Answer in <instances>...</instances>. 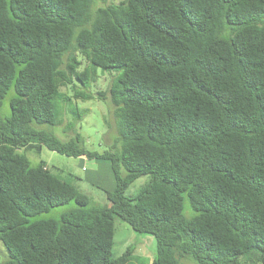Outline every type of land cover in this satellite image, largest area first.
I'll return each instance as SVG.
<instances>
[{"label":"trees","instance_id":"16d2710c","mask_svg":"<svg viewBox=\"0 0 264 264\" xmlns=\"http://www.w3.org/2000/svg\"><path fill=\"white\" fill-rule=\"evenodd\" d=\"M100 1L0 0L3 264H127L112 257L116 220L155 237L153 264H264V0ZM99 69L117 73L98 93L118 132L102 154L79 134L63 142L39 128L58 126V102L71 99L62 89L88 87ZM35 146L108 165L111 205L90 207L77 186L32 166L19 151Z\"/></svg>","mask_w":264,"mask_h":264},{"label":"rangeland","instance_id":"374dc122","mask_svg":"<svg viewBox=\"0 0 264 264\" xmlns=\"http://www.w3.org/2000/svg\"><path fill=\"white\" fill-rule=\"evenodd\" d=\"M102 5V1L98 0ZM112 1L109 0V3ZM118 2V1H116ZM80 61V71L88 68V62L80 55H77ZM98 77L95 82H91L88 87H82L76 80V87L69 86L62 89V93L71 99L64 102L62 99L58 102V126H41L54 134L61 141L66 142L74 139L79 134L82 137V145L91 152L100 154L115 150L113 147L118 138L117 122L114 108L108 100L99 98V92H106L117 73L98 70ZM83 91L91 99H77L75 92ZM15 91L12 88L4 99L1 109V116L8 118L11 115L10 101L14 97ZM93 96V97H92ZM37 146V145H36ZM34 147L31 150L19 151L25 155L32 166H38L44 163L53 175L73 184L79 190L90 198V207L100 208L110 206L107 193L114 192L116 180L113 171L108 165H100L96 160H91L86 156L68 157L43 146ZM96 180L94 186L89 181ZM149 177H142L130 186L124 194L126 198H131L138 194L140 190L148 183ZM76 208V205L69 204L51 210L49 213L32 218L31 221L38 219L55 218L58 219L63 213ZM185 211L189 216L190 206L186 203ZM127 255V264H153L157 255V241L154 236L135 232L127 223L116 220L115 239L113 248V259H119ZM10 260V256L5 245L0 242V264ZM183 264H197L191 259L182 262Z\"/></svg>","mask_w":264,"mask_h":264}]
</instances>
